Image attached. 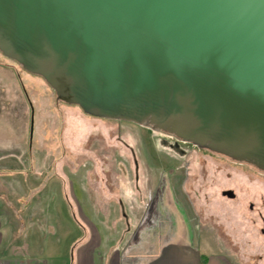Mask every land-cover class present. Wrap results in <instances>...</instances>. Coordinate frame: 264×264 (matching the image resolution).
<instances>
[{"label": "water", "instance_id": "95a60500", "mask_svg": "<svg viewBox=\"0 0 264 264\" xmlns=\"http://www.w3.org/2000/svg\"><path fill=\"white\" fill-rule=\"evenodd\" d=\"M0 51L88 115L264 170V0H0Z\"/></svg>", "mask_w": 264, "mask_h": 264}, {"label": "rangeland", "instance_id": "374dc122", "mask_svg": "<svg viewBox=\"0 0 264 264\" xmlns=\"http://www.w3.org/2000/svg\"><path fill=\"white\" fill-rule=\"evenodd\" d=\"M161 131L67 105L41 76L0 51V171L10 170L0 174V204L7 219L5 209L12 208L22 232L45 223L52 237L70 229L82 237L98 229L108 241L125 236L123 252L142 229L165 234L182 224L167 223L170 208L177 213L179 207L176 219L188 220L203 252H223L236 264L239 245L251 248L239 229L242 205L223 191L245 192L247 203L248 192L264 187L248 179L249 165L204 157ZM160 213L167 221L154 223ZM73 214L90 230L74 223Z\"/></svg>", "mask_w": 264, "mask_h": 264}, {"label": "crops", "instance_id": "0c3cea01", "mask_svg": "<svg viewBox=\"0 0 264 264\" xmlns=\"http://www.w3.org/2000/svg\"><path fill=\"white\" fill-rule=\"evenodd\" d=\"M2 195L0 192L3 204ZM174 202L178 207V201L174 199ZM2 208L0 204V264H234L223 252L208 254L203 252V246L196 243L194 232L187 225L188 220L182 215L181 220L176 219V216H179L178 212L182 214L179 207L177 213L172 211L175 207H169L171 210L169 221L163 219L162 213L158 216L155 214L154 223L167 221L182 224H178L170 233L165 234L157 232L156 229L151 232L142 229L144 235H140L139 232L137 237L129 242L131 246L128 251L123 252L119 246L125 240V236L108 241L99 235L98 229V235L93 236V230L91 231L86 223L83 227L80 223L82 218L76 214H73L72 221L83 230L88 228L90 236H76L75 230L72 232L70 229L68 232H62L61 237H52V227L45 226V223H41L42 227L40 225L33 232H30L31 227H28V230L25 228L22 232L19 229L17 213L13 214L12 208L5 209L11 211L7 219ZM130 222L131 220L126 218V223ZM151 222L150 219L147 223ZM156 225L152 227L156 228ZM128 230L129 228L126 233Z\"/></svg>", "mask_w": 264, "mask_h": 264}, {"label": "flooded vegetation", "instance_id": "af4514ba", "mask_svg": "<svg viewBox=\"0 0 264 264\" xmlns=\"http://www.w3.org/2000/svg\"><path fill=\"white\" fill-rule=\"evenodd\" d=\"M187 144V146L192 147L204 157H210L211 154L215 156H212L213 158L221 159L222 162L224 160H229L241 165H249V167L252 168V172L246 173V176H249L248 179L255 178L257 183L261 184L264 187V170H261L256 166H252L249 163L240 162L217 152H213L211 150H208L207 148L199 147L191 142H187ZM248 193L250 194L251 198L249 199L250 201L248 200L246 203L245 192H242L240 195H238L231 189L223 191V195L231 199L240 201L242 205V207L239 209V214L242 218L240 221L241 225L239 229L242 233L241 238H247V240H249V243L246 242L245 244L248 243L251 248L250 252H247L245 251L246 248L242 247V244L239 245L237 243V246L239 245V247L237 248L236 253L238 259L236 264H264V188L251 190ZM248 233L251 235L249 239Z\"/></svg>", "mask_w": 264, "mask_h": 264}, {"label": "trees", "instance_id": "16d2710c", "mask_svg": "<svg viewBox=\"0 0 264 264\" xmlns=\"http://www.w3.org/2000/svg\"><path fill=\"white\" fill-rule=\"evenodd\" d=\"M63 103H65V104H67L68 105V103H66V102H63ZM74 106H77V105H74ZM31 107V111H32V114H31V116H30V122L33 120V123H34V117H35V114H34V108H33V106H30ZM77 107H79V106H77ZM92 116V115H91ZM92 117H95V116H92ZM29 129H30V127H29ZM9 172L10 170H4V171H0V173H2V172Z\"/></svg>", "mask_w": 264, "mask_h": 264}]
</instances>
